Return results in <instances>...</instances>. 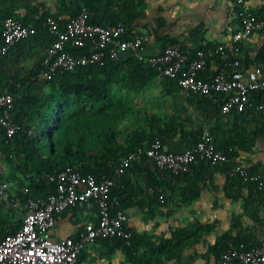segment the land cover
<instances>
[{
  "label": "crops",
  "instance_id": "obj_1",
  "mask_svg": "<svg viewBox=\"0 0 264 264\" xmlns=\"http://www.w3.org/2000/svg\"><path fill=\"white\" fill-rule=\"evenodd\" d=\"M244 7L264 18V0H245ZM82 8H87L102 25L123 24L128 35L147 38L148 56L161 54L170 43L190 51L212 48L231 42L240 27L238 7L232 0H79L69 10H63L58 0H0V34L7 16L39 27L37 36L15 45L4 57L0 92L16 93L15 99L24 98L27 91L28 96L39 95L45 84L44 61L54 42V36L42 24L50 16L66 22ZM262 54L264 29L244 40L236 56L246 79L259 64L264 66ZM112 61L119 69L117 79H88L115 82L110 86V98L129 110L117 115L120 123L116 145L128 150L134 147V140L145 137L138 146L160 140L168 151L182 153L196 145L191 138L193 132H209L217 148L229 155L231 166L240 164L252 173L264 175V113L251 110L224 115L220 110L221 96L217 101L189 96L176 82L148 69L140 71L149 78L148 84L139 93L132 91L122 81L131 74L130 65L136 58L123 52ZM230 61V57L211 60L202 78L208 80L218 74ZM130 82L136 88L140 81ZM4 136L1 127L0 176L14 183L10 193L24 207L18 198L20 185L16 183L21 176L7 161ZM226 169L225 165L202 162L190 173L174 176L162 174L150 159L134 166L119 178L126 185L124 190L117 188L123 191L121 197L114 196L128 216L133 244L127 247L121 240L101 239L84 248L81 260L89 264H216L219 258L212 248L226 236L249 240V245L240 243L248 247L264 241V194L256 192L253 185L230 179ZM15 213L16 220H22L20 212ZM98 219V208L93 204L67 210L56 217L51 237L55 241L76 238L86 224L97 223ZM189 227H210V231L183 250L179 259L157 253L156 249L175 231Z\"/></svg>",
  "mask_w": 264,
  "mask_h": 264
},
{
  "label": "built area",
  "instance_id": "obj_2",
  "mask_svg": "<svg viewBox=\"0 0 264 264\" xmlns=\"http://www.w3.org/2000/svg\"><path fill=\"white\" fill-rule=\"evenodd\" d=\"M232 1L238 7L240 27L231 42L196 51L170 43L155 56L145 54L147 38L128 35L123 24H91L87 8H82L79 15L66 20L64 26L52 16L47 17L42 27L54 36L55 41L44 61V78L50 81L83 67L102 68L109 60H118L120 53L129 52L148 70L177 81L182 92L189 96L209 97L216 101L221 96L220 110L224 115L251 110L264 113V66L259 64L251 78L246 79L236 58L244 40L264 29V18L245 8V0ZM38 28L35 24H23L14 17H7L0 34V65L12 47L37 36ZM217 57L231 58L225 66L227 68L208 80L200 78L210 61ZM14 102L12 94L0 92V126L5 131L3 145L11 151L9 157L12 160L17 158L15 137L20 130L13 117ZM141 157L152 160L162 174L174 176L188 174L193 166L202 162L212 166L225 165L230 179L253 185L256 192L264 194V175L252 173L240 164L231 166L229 155L217 148L209 132L202 133L196 145L182 153L168 151L160 140L145 147L137 146L121 159L114 177L98 178L71 168L57 175H46L47 179L56 183L55 192L47 197H28L24 207L19 200L10 197L14 183L4 181L0 176V202L19 211L23 221L15 233L0 238V264H89L81 260V253L87 245L101 239H118L130 247L134 232L128 228V216L112 192L117 188L126 189L119 178ZM18 191L23 196H28L30 192L24 185H20ZM159 191L162 192V189ZM92 202L97 204L99 212L97 223L86 224L76 238L53 240L51 232L59 214ZM216 264H264V241L251 247L230 245Z\"/></svg>",
  "mask_w": 264,
  "mask_h": 264
},
{
  "label": "trees",
  "instance_id": "obj_3",
  "mask_svg": "<svg viewBox=\"0 0 264 264\" xmlns=\"http://www.w3.org/2000/svg\"><path fill=\"white\" fill-rule=\"evenodd\" d=\"M58 1L63 10H69L79 2V0ZM80 12L78 10L72 14V17L79 15ZM52 17L58 20V17ZM117 20L119 19L117 18ZM117 20L115 19V21ZM122 21L124 22V20ZM90 23L102 25L93 16L90 18ZM64 24L65 22H61L62 26ZM113 62L109 60L107 65L102 68L97 66L79 68L73 72L58 75L50 81L44 79L45 84L39 90V95L28 96L29 91H27L24 98L15 99L13 117L15 123L20 127L15 137L17 158L12 160L9 157L11 151L4 147L8 163L21 176L17 178L16 183L26 186L30 191L28 196L19 194L18 198L23 202L28 197H47L55 192L56 183L47 179L46 175H57L68 168L84 175L94 174L98 178L114 177L121 159L145 140V137L139 138L137 141L134 140V147L128 150L115 144L119 135L118 126L120 123L117 115L129 110L121 107L122 105L114 104V100L110 98V86L115 82L108 80L93 82L88 79L90 76L117 79L119 69ZM112 66L113 68H111ZM130 70L131 74L122 83L126 86L129 85L132 91L139 93L148 84L149 78L140 73L147 68L138 61H134L130 65ZM129 76L130 78H128ZM200 78H202L201 74ZM132 80L135 83L140 81L136 88L132 87L130 82ZM172 81L177 83L175 80ZM11 94L16 95L12 92ZM205 98L210 101L209 97ZM200 137L201 132L196 131L191 134L195 143L199 141ZM146 160L147 158L144 157L139 163H133L126 170L125 176L129 170H133L134 166L140 163L144 164ZM120 182H124L123 178ZM122 192L115 189L112 196L118 195L120 198ZM10 197L16 198L11 193ZM89 204L97 207L95 202ZM82 205L88 204L79 206ZM16 219L15 210L9 208L5 202H0V238L15 233L22 226L23 221ZM209 229L210 227H189L175 231L172 237L156 251L159 255L164 254L167 258L179 259L182 251L196 243L204 233L210 231ZM134 240L133 238L132 244ZM240 243L249 245L251 242L246 239H232L230 236H226L216 243L212 252L219 258L230 245H239Z\"/></svg>",
  "mask_w": 264,
  "mask_h": 264
}]
</instances>
